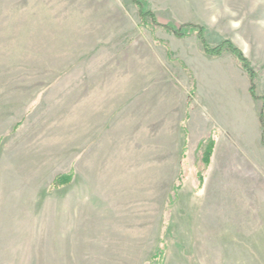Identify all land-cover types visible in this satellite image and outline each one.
Returning a JSON list of instances; mask_svg holds the SVG:
<instances>
[{
	"label": "rangeland",
	"instance_id": "374dc122",
	"mask_svg": "<svg viewBox=\"0 0 264 264\" xmlns=\"http://www.w3.org/2000/svg\"><path fill=\"white\" fill-rule=\"evenodd\" d=\"M147 1L264 97V0ZM262 106L130 0H0V264H264Z\"/></svg>",
	"mask_w": 264,
	"mask_h": 264
},
{
	"label": "trees",
	"instance_id": "16d2710c",
	"mask_svg": "<svg viewBox=\"0 0 264 264\" xmlns=\"http://www.w3.org/2000/svg\"><path fill=\"white\" fill-rule=\"evenodd\" d=\"M130 1L138 10L140 17V25L142 27L149 28L153 31L161 29L169 34H172L174 37L178 39H185L195 35L205 56L210 58H219L222 57L224 54H230L235 58L239 67L248 76L250 96L254 101L261 100L263 103V106L259 112L258 121L261 130V144L264 147V97L259 96L257 93L258 75L254 70L249 59L245 56L244 52L240 48H238L234 43H232L230 40H226L222 44L215 46L209 44L207 37L208 31L204 26L193 23H186L181 26H177L175 24H164L160 22L156 13L152 11L151 5L147 0H130ZM18 127L19 124H17L15 128ZM215 147H216V140L214 134H211L210 137H207L206 139L200 142V149L203 150V161L206 167H208L211 164ZM199 179H200L199 187L202 188L204 184V175L203 174L200 175ZM72 180H73L72 173L59 175L52 182L50 189L51 190L61 189L65 186L70 185ZM180 188L181 185H178L175 187V190L178 191ZM172 198L174 202L175 197ZM161 254L162 253L160 251V253L158 252L157 254H155L153 258L157 260V262H160V260L162 259V258L159 259V257L162 256Z\"/></svg>",
	"mask_w": 264,
	"mask_h": 264
},
{
	"label": "crops",
	"instance_id": "0c3cea01",
	"mask_svg": "<svg viewBox=\"0 0 264 264\" xmlns=\"http://www.w3.org/2000/svg\"><path fill=\"white\" fill-rule=\"evenodd\" d=\"M239 95V94H238Z\"/></svg>",
	"mask_w": 264,
	"mask_h": 264
}]
</instances>
